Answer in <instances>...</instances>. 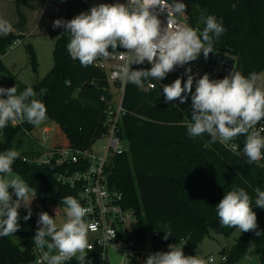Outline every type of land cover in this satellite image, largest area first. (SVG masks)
Masks as SVG:
<instances>
[{
    "label": "trees",
    "instance_id": "16d2710c",
    "mask_svg": "<svg viewBox=\"0 0 264 264\" xmlns=\"http://www.w3.org/2000/svg\"><path fill=\"white\" fill-rule=\"evenodd\" d=\"M165 1L170 3V0ZM14 2L18 27L22 28L25 17L20 6H27L28 0ZM184 3V14L194 30H202L200 16L205 9L223 20L226 31L214 44V52L235 58L233 71L245 76L264 72V0H238V3L237 0H184ZM233 3L237 4L235 9ZM58 4L64 8V20L86 11L84 0H58ZM56 34L53 66L42 79L35 85L25 84L17 75L10 74L5 80L0 79V86L16 84L18 91L32 86L37 93L41 88L46 89V93L37 98L46 106L45 121L55 123L57 136L63 139L62 144L55 145L89 148L107 132L104 108L112 97L108 73L94 63L82 67L78 60L71 59L66 51L68 34L63 33L62 28ZM24 37L14 32L0 37V57L17 39ZM30 54L34 63L31 50ZM132 67L146 69L150 66L143 63ZM223 77L218 75L216 79ZM176 78L178 76H166L158 84L163 86ZM121 105L125 113L119 120L118 135L125 141L127 150L112 157L107 183L110 189L121 192L123 207L135 211V221L126 237L137 242L149 240L155 248L164 250L183 239L186 241L184 253L193 255L194 245L208 235L209 228L230 236L237 228L219 223L215 205L233 185L244 187L250 194L257 186L264 190V168L248 165L219 142L208 143L207 136L189 138L183 124L190 121V96L184 105L177 106L161 99L156 88L144 92L129 83L125 85ZM35 127L18 122L0 130V152L13 149L20 153L11 166L12 173L37 191L30 204L32 216L23 220L27 209L21 206L18 210L20 228L14 235L0 238V264H25L34 258L32 250L36 245L32 237L40 212L50 215L52 208L65 207L61 200L68 195L82 203L80 186H65L56 180L55 174L63 166L28 161L40 154L34 145L32 147V140L25 143L28 144L26 149H20L24 134ZM243 141L244 136H238L233 143L242 148ZM252 210L256 213L258 229L264 230V210L256 206ZM165 226L173 232L166 241L162 239ZM13 237L20 242L14 243ZM249 249H252L250 253ZM222 253L226 254L225 249L219 254ZM250 254H256L260 264H264V236L257 238L252 231L241 233L227 254L225 264ZM66 264L77 262L73 259ZM128 264L143 263L130 260Z\"/></svg>",
    "mask_w": 264,
    "mask_h": 264
},
{
    "label": "clouds",
    "instance_id": "9594fccd",
    "mask_svg": "<svg viewBox=\"0 0 264 264\" xmlns=\"http://www.w3.org/2000/svg\"><path fill=\"white\" fill-rule=\"evenodd\" d=\"M238 3V0H237ZM236 3L232 4L235 9ZM168 25L186 12L184 0H170ZM203 28L194 30L187 23L162 28L158 19L144 0L99 3L82 11L71 19H56L52 27L62 28L68 34L66 51L71 59L78 60L82 67L92 65L100 58H108L118 47L130 55L122 57L124 63L117 67L119 79L125 84L143 88L145 82H161L176 66L195 61L201 53L205 59L214 52V44L225 33L223 20L215 15L201 12ZM12 24L0 19V37L12 31ZM147 62L149 68L134 69L133 64ZM186 80L178 77L163 85L165 102L179 99L181 103L190 96V121H185L186 135L191 139L209 137L208 143L219 142L237 156L243 157L248 165L264 160V128L257 129L264 121V86L257 84V74L245 76L240 71H230L220 79H210L205 73L198 79L185 69ZM194 85V91H193ZM155 87V85H154ZM41 88L37 93L32 86L18 91L0 86V130L5 127L27 122L39 126L47 119L46 106L41 99L46 93ZM238 136H244L242 148L232 143ZM20 153L13 149L0 152V238L14 235L20 228L19 209L23 206L27 214L23 220L32 216L31 201L37 195L20 176H11L12 164ZM12 189L10 193L9 189ZM250 194L244 187L233 185L224 191L215 205V214L222 226L237 228L241 233L252 231L255 237L264 236L258 229L253 206L264 210V190L259 186ZM13 195L15 199H13ZM61 203L64 218L58 220L46 211L38 214L37 229L32 242L37 248L46 249L43 264H66L73 259L77 264H89L88 224L85 217L91 209L81 205L78 199L68 195ZM162 239L168 240L173 234L167 226ZM186 241L169 244L167 251H156L147 255L143 264H205L198 255H185ZM249 253L252 249L248 250ZM249 257L246 255L245 259Z\"/></svg>",
    "mask_w": 264,
    "mask_h": 264
},
{
    "label": "built area",
    "instance_id": "2783aa9c",
    "mask_svg": "<svg viewBox=\"0 0 264 264\" xmlns=\"http://www.w3.org/2000/svg\"><path fill=\"white\" fill-rule=\"evenodd\" d=\"M47 1L55 2L57 0ZM105 2L116 3L117 0H105ZM119 2L123 3L126 0H119ZM144 3L150 7V11L157 15L161 21L162 28L175 26L178 23H187V17L183 14L182 16L176 17L171 25H168L167 7L170 3L165 0H144ZM18 42L19 39L14 44ZM129 55L125 49L119 48L112 51L110 57L100 58L94 62L96 66L108 73L109 83L116 86L119 94L117 103L114 102L112 93L111 100L106 101L104 113L106 116L107 132L103 137L107 138V144L101 148L100 155L94 154L92 147L71 148L68 146L58 147L56 145H46L45 142L47 137L50 136V132H44L43 141L33 139L40 146L38 150L40 154L28 160L37 164L48 165L54 163L57 166H63V169L55 174L56 180L65 186H80L81 205L91 209L90 213L85 217V221L88 224V234L94 236V241L89 242L90 250H88L87 254L89 264H110V251L112 250L121 254L120 264H128L130 260L143 263L150 253L167 251L162 247L155 248L149 240L137 242L126 237V232L129 231L131 224L135 221V211L124 208L121 192L110 189L107 183L108 170L112 157L120 155L127 150V145H123L124 140L118 135L119 120L125 113L121 101L126 84L119 79L117 67L124 63L122 57ZM212 57L213 55L210 57L209 63ZM144 63L149 65L147 62ZM186 68H191V74L194 75V85L195 79L200 75L202 76L208 73L207 70L202 71L199 69L195 61H191L183 66L174 67L167 76L181 77L183 83L187 78L185 75ZM211 74L214 76V79L218 75H221L219 68L216 66ZM157 86L162 87L158 84V81H149L141 89L144 92H149ZM261 128H264V121L259 122L257 125V129ZM259 163L264 164V160ZM254 165L259 166L255 163ZM11 192L12 189L10 190ZM46 251V249L34 247L32 250L34 258L25 264H43L42 258ZM201 258L205 260V264H215L216 261L219 264H225L227 260L224 253L219 254L217 257L209 255Z\"/></svg>",
    "mask_w": 264,
    "mask_h": 264
},
{
    "label": "rangeland",
    "instance_id": "374dc122",
    "mask_svg": "<svg viewBox=\"0 0 264 264\" xmlns=\"http://www.w3.org/2000/svg\"><path fill=\"white\" fill-rule=\"evenodd\" d=\"M86 3V10L99 3H106L105 0H84ZM21 12L25 17L22 28L18 27V14L16 12V5L14 0H0V19L9 21L13 28L11 32L21 33L25 37L19 39V42L10 46L4 55L0 58V79L5 80L8 75L15 74L25 84H31L34 78L37 80L42 79L53 66V48L57 38L56 32L61 28H53V21L56 19H64V8L55 2H48L47 0H28L27 6H20ZM32 51L35 62H31ZM210 56L204 58L203 53L195 60L199 69L205 71L209 64ZM219 65L217 64L216 67ZM257 84L264 86V72L257 74ZM109 90L113 95L115 103L119 100L118 89L114 84L109 83ZM32 130L30 134H24L23 146L20 149H26L28 140L38 139L44 140V132H50V136L46 139V145L62 144L63 139L57 136V126L55 123L49 122L43 126H39ZM264 135V132H262ZM107 138L102 137L93 143L92 152L100 155L101 148L106 146ZM40 149L36 141L32 142V147ZM123 145L126 146L125 141ZM42 150V148H41ZM11 176H17L11 173ZM63 208H52L51 216H55L57 211L58 220L64 218ZM241 232L235 229L230 236L225 237L220 232L213 228L208 229V235L202 237L200 242L196 243L193 247V255L200 257L204 256H219L221 250L225 249L226 256L230 253L231 248L236 240L240 237ZM89 242L94 241V236L88 234ZM14 243H19L20 240L13 237ZM249 258L246 260L245 256L240 257L232 262V264H260L259 258L256 254L247 255ZM121 254L116 251H110V264H120ZM215 264H219L217 261Z\"/></svg>",
    "mask_w": 264,
    "mask_h": 264
},
{
    "label": "water",
    "instance_id": "95a60500",
    "mask_svg": "<svg viewBox=\"0 0 264 264\" xmlns=\"http://www.w3.org/2000/svg\"><path fill=\"white\" fill-rule=\"evenodd\" d=\"M186 21H187V25L189 26L188 20H186ZM235 63H236L235 58H233L229 55L223 54L221 52H216L213 55V57L211 58L209 65L207 66V69H206L208 72L207 74L209 75L210 79H214V76L211 73H212L214 67L218 64L220 74L225 76V75L229 74L230 71L233 70ZM36 83H37V78H34L31 84L35 85ZM156 93L158 94V96L161 99H164L163 87L157 86L156 87ZM171 102L177 106H182L185 103V102L181 103L178 98L171 101Z\"/></svg>",
    "mask_w": 264,
    "mask_h": 264
},
{
    "label": "crops",
    "instance_id": "0c3cea01",
    "mask_svg": "<svg viewBox=\"0 0 264 264\" xmlns=\"http://www.w3.org/2000/svg\"><path fill=\"white\" fill-rule=\"evenodd\" d=\"M64 11V10H63ZM63 14H64V12H63ZM47 123H49V122H47V121H45V122H42V124H40L39 126H43L42 127V129H44L45 128V124H47ZM36 127V128H40V127ZM37 141H38V139H37ZM38 145V144H37Z\"/></svg>",
    "mask_w": 264,
    "mask_h": 264
}]
</instances>
